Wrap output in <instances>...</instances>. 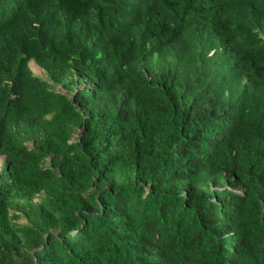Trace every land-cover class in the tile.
Returning a JSON list of instances; mask_svg holds the SVG:
<instances>
[{"label": "trees", "instance_id": "trees-1", "mask_svg": "<svg viewBox=\"0 0 264 264\" xmlns=\"http://www.w3.org/2000/svg\"><path fill=\"white\" fill-rule=\"evenodd\" d=\"M0 160V264H264V0H0Z\"/></svg>", "mask_w": 264, "mask_h": 264}, {"label": "rangeland", "instance_id": "rangeland-1", "mask_svg": "<svg viewBox=\"0 0 264 264\" xmlns=\"http://www.w3.org/2000/svg\"><path fill=\"white\" fill-rule=\"evenodd\" d=\"M29 67L33 71L34 74H37V75L41 76L42 78L46 77V75L44 74L43 70L38 65H36L34 63V61L31 60L29 62Z\"/></svg>", "mask_w": 264, "mask_h": 264}]
</instances>
